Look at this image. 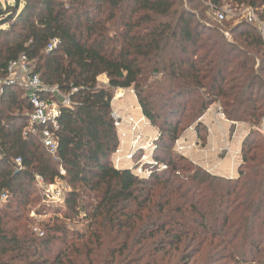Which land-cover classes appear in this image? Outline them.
Returning a JSON list of instances; mask_svg holds the SVG:
<instances>
[{
	"label": "trees",
	"instance_id": "obj_1",
	"mask_svg": "<svg viewBox=\"0 0 264 264\" xmlns=\"http://www.w3.org/2000/svg\"><path fill=\"white\" fill-rule=\"evenodd\" d=\"M222 1L13 0L0 9V195L8 197L0 203V264H77L72 255L79 249L67 240L65 227H44L38 237L22 221L26 205L40 193L36 176L50 185L60 167L69 189L64 203L42 207L83 216L86 243L107 231L118 242L94 254L99 261H90L84 246L87 264L255 258L253 250L264 246V137L250 131L243 139L234 179L174 152L190 127L202 134L198 120L211 105L234 123L253 126L264 116V45L256 29L245 22L203 21L206 3L221 7ZM224 1L255 12L264 5ZM52 40L58 45L46 52ZM20 55L44 85L57 87L71 102L60 108L55 158L41 144V129L29 126L24 91L3 83L8 62ZM126 89L133 90L143 118L157 132L148 178L111 163L119 145L111 102L116 90ZM184 120L192 124L184 128ZM126 236L139 248L130 251L121 238ZM174 254V262L165 260Z\"/></svg>",
	"mask_w": 264,
	"mask_h": 264
},
{
	"label": "built area",
	"instance_id": "obj_2",
	"mask_svg": "<svg viewBox=\"0 0 264 264\" xmlns=\"http://www.w3.org/2000/svg\"><path fill=\"white\" fill-rule=\"evenodd\" d=\"M206 7L209 17L217 24L228 22L229 19L237 17L239 19L238 21L234 22V25H237L240 22H245L253 26L264 45V20L260 19L252 8L246 7L245 9L240 10L238 14H235L236 11L232 10L231 8L225 10L210 3H206ZM223 35L227 41H231V37L228 32L223 33ZM57 45L58 40H52L46 47V52L52 51ZM31 66L32 62L25 55H20L17 59L8 62L6 67V78L4 79L3 83L16 84L24 91L31 106V113L29 114V126L31 130H33L35 127L41 129L39 132L41 144L45 151L52 158H55L58 147L55 131L58 130L57 119L60 116V108L61 106L70 108L71 102L69 97L61 94L57 87H48L44 85L40 81L39 77L33 74ZM111 116L114 120V126L116 129L119 128L123 123H127V125L130 127V131L133 136L132 139L134 141L131 146L135 148L133 145L140 139L137 128L139 123L144 122V120L141 119V122H135L132 118L126 120L118 116L114 111H112ZM216 117L220 122L229 123L232 126L237 125V123L228 121L226 119L219 106H217L216 109ZM243 125L244 129L246 130L245 124ZM251 129L252 131L257 132L259 135L264 137V116L256 125H253ZM188 130H194V127L192 126ZM180 149L182 148L180 147ZM133 150L129 153V155L126 156L127 164L123 167L115 166V168H126L131 171L135 177L140 179L148 178L151 174L150 165L153 163V161L151 160L149 162L148 157L141 155L140 159L136 163H133ZM225 151L229 152V149L226 148ZM239 153L237 152L233 155L238 156ZM113 155H120V149H117ZM116 163L118 164L121 162L119 159H117L115 161V164ZM15 164L16 166L20 167L21 161L17 159L15 160ZM164 168L165 166H162V169ZM59 175L60 177L55 179L50 185H46L44 181L38 176L35 178L37 187L39 188L42 198L46 204L63 205L64 203L66 183L62 178H64L66 174L61 167L59 168ZM7 198V194L2 193L0 195V203H5ZM34 233L39 237L43 236V233L37 229H34Z\"/></svg>",
	"mask_w": 264,
	"mask_h": 264
},
{
	"label": "rangeland",
	"instance_id": "obj_3",
	"mask_svg": "<svg viewBox=\"0 0 264 264\" xmlns=\"http://www.w3.org/2000/svg\"><path fill=\"white\" fill-rule=\"evenodd\" d=\"M6 5H13V0H0V9H3ZM221 7L222 9L227 10L228 8H231L232 10H235L236 13L238 14L240 10L245 9L247 6L245 5H234L233 3H227L224 0L221 2ZM197 13V12H196ZM257 15L259 13H264V5L260 6L257 10ZM204 15V22L206 23V25L208 26H216L215 22L209 17L207 11L205 10L203 12ZM259 16V15H258ZM239 18L237 17H233L231 19L228 20V22L226 23H230L231 25H234L235 21H238ZM261 19V18H260ZM264 20V19H263ZM220 25V24H219ZM223 33H227V31H223ZM233 41H235L234 38H232ZM99 84H103L105 85L107 83L106 79L104 77L99 78L98 80ZM134 97V93L132 89H126V90H116L115 94H114V98L111 102V107H112V111H114L118 116H120L121 118H124L126 120H128L129 118H132L135 122H141V119L139 116H135L134 115V111L131 109L132 105L130 104V99H133ZM217 105V104H214ZM124 107L126 108V110L124 111H120L118 108L119 107ZM213 106V105H211ZM211 106L209 107V109L211 108ZM218 106V105H217ZM133 111L128 113L129 111ZM207 112V111H206ZM205 112V113H206ZM204 113V114H205ZM199 122V120H198ZM200 123V122H199ZM190 124H192V122H188L187 121H183L182 122V126L184 128H187ZM239 124V126H244V123H237ZM202 128H204V126L201 124ZM246 126V130L248 131V133L250 131H252V126L245 124ZM199 129V132H202L201 135H204V132H207V129H203L202 130ZM244 129V128H243ZM138 132H139V137L140 139L133 145L135 146V148H133L131 146V144L134 143L133 141V136L131 134L130 131V127L127 125V123H123L119 128H117V134H118V140H119V145L117 149H120V155H112L111 157V163L112 165L115 166H120L123 167L124 165L127 164L126 161V156L129 155V153L133 150L134 151V158H133V163H136L141 155H145L146 157H148L149 162L152 160V148L151 145L154 141V139L157 137V132L152 131L150 129H148V124L146 122H141L139 123V126L137 128ZM188 131V129H187ZM200 142L202 143L203 141L200 140ZM178 144H175V148H174V152L176 154H178L179 156L184 157L183 154V148L180 149V146H177ZM201 146L203 147V143L201 144ZM193 146H191L190 148H192ZM192 150H195V148H193ZM240 151H238L239 153ZM237 153V152H235ZM224 155H220L218 152L216 153V155H213L214 162H218V160H220V158H223ZM237 158V159H241L240 153L238 154V156H234L233 155V159ZM188 163L192 164L193 166H197L199 167L197 164L193 163L190 161V158H186L184 157ZM119 159V161L121 163H116L115 161ZM210 167H212V164L214 163H210L209 161L207 162ZM122 165V166H121ZM211 172H214V169L212 170H207ZM217 173V172H215ZM212 174V173H211ZM214 175V174H213ZM217 176V175H216ZM237 175L234 177L236 178ZM233 178V179H234ZM228 179V178H227ZM66 183V182H65ZM68 187L66 184L65 187V195L68 192ZM37 198L33 200L30 199V202L26 205V209L23 213V220L27 222L28 227L30 228V233H32V235H36L34 233V229H37L40 232H44V227H50L52 225H57L60 227H65L66 230L71 234V240L68 238L67 240H69V242H74L75 248L79 249L78 252H76L77 256H75L74 254L72 255L75 258V261L77 264H87V259L85 258V254L86 252L82 249L84 246L86 247V251L88 254H90L89 257H91L89 260L90 261H99V258L96 256L94 257V254L97 253H102L104 252V250H113L114 248L118 247V242L114 241L115 238V233H111L109 231L105 232L104 235L102 236L101 240L95 242L92 241L91 243H86L84 241H86V239H82L85 228H86V220L83 218V216H74V215H62V213H60V211L58 210H53V209H49V207L46 209L42 206L45 205V201L44 199L41 197V192L37 193ZM64 210V209H62ZM69 215V216H68ZM67 217V218H65ZM37 236V235H36ZM101 236V235H100ZM39 237V236H38ZM122 241L128 240L127 242V248L130 249V251L135 250L139 247H134V244H132V238H129V236L126 237H121ZM120 242V241H119ZM123 243L119 246H122ZM82 249V251H80ZM256 253L255 258H248L246 260L245 263H241V262H223L221 264H264V246L261 247L258 251L257 250H253ZM178 254H174L173 256L167 255L164 256L165 260H168L169 258H171V261L174 262L175 259L178 257ZM196 257H199L196 256ZM143 261H145V259H143ZM196 264H200V262H197Z\"/></svg>",
	"mask_w": 264,
	"mask_h": 264
},
{
	"label": "crops",
	"instance_id": "obj_4",
	"mask_svg": "<svg viewBox=\"0 0 264 264\" xmlns=\"http://www.w3.org/2000/svg\"><path fill=\"white\" fill-rule=\"evenodd\" d=\"M130 104L132 105V110L135 116H139L148 124V122L143 118L141 110L139 108L136 97L130 99ZM120 111L126 110L124 107L118 108ZM217 105L211 106L210 109L200 118L199 122L207 129V132H204V135H198L195 130H186L182 133L180 138L177 141V146L183 148V156L190 158V161L197 164L203 170H212L211 172L214 175L233 179L237 175V170L240 165L241 159H237L233 154L240 151L241 143L243 139L248 134V131H245L244 126H232L229 123L220 122L216 117ZM148 129L155 131L148 124ZM156 134L155 132H152ZM203 136V138H201ZM201 138V139H200ZM201 141H203V147L201 146ZM193 146L192 148H190ZM195 148V150H192ZM229 149V152H226L225 149ZM224 155L223 158H220L218 162H214L213 155L216 153ZM214 163L212 167L207 162ZM210 172V171H207ZM217 172V173H215Z\"/></svg>",
	"mask_w": 264,
	"mask_h": 264
}]
</instances>
